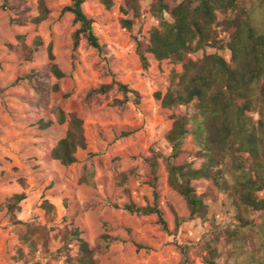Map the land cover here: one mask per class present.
<instances>
[{
  "label": "rangeland",
  "instance_id": "1",
  "mask_svg": "<svg viewBox=\"0 0 264 264\" xmlns=\"http://www.w3.org/2000/svg\"><path fill=\"white\" fill-rule=\"evenodd\" d=\"M4 1L7 5L2 7ZM68 1L45 0L49 8L45 20L16 24L10 19L24 8L27 15H36L37 0H0V264H31L25 257L29 248L21 237L33 230L46 231L45 251L38 243L35 252L38 264H69L64 257L50 254L61 244L55 233L63 226L80 228L97 264H183L182 245L188 248V264H242L248 253L255 257V264H264V247L255 251L251 244L262 241L257 225L242 226L236 217L241 212L252 224H260L264 210H244L237 200L229 163L221 188L206 179L191 181L196 192L204 196V218L189 216L184 199L167 182L162 157L158 158L157 191L169 232L161 229L154 215L137 216L122 210L123 203L152 200L146 183L148 166L138 156L146 157L153 151L166 155L169 151L164 134L172 124L171 110L160 105L154 92H165L171 71L180 72L181 64L146 53L148 67L141 66L136 38L148 42L149 30L157 23L150 0H113L111 7L85 0L83 10L94 20L100 50L84 38L73 48L76 24L72 14L61 12ZM244 5L252 7L258 23L264 21V0H237V6L227 13H239ZM225 15L217 11V20ZM18 34L24 35L28 46L35 36L41 38L30 60L19 58L9 47L18 43ZM48 44L54 62L64 73L61 79L50 71ZM215 50L204 47L190 57L200 58ZM219 52L228 59V50ZM31 72H37L44 83L42 93L25 78ZM111 81L136 90L137 101L131 94L122 105H109L112 98L121 97L115 87L107 94H89ZM55 83L57 90L52 88ZM56 108L66 114L75 112L83 121L86 148H78L76 161L67 166L49 155L67 128L66 122L56 121ZM250 114L257 119L256 112ZM47 121L51 124L46 125ZM190 139L186 138L187 148L191 147ZM20 191L26 198L11 217L5 204ZM256 195L264 198V188ZM44 199L53 205L52 210L41 206ZM103 234L118 239L108 241ZM135 243L145 247L137 250ZM240 244L245 253H241ZM76 247L75 241L69 244L71 256Z\"/></svg>",
  "mask_w": 264,
  "mask_h": 264
},
{
  "label": "trees",
  "instance_id": "2",
  "mask_svg": "<svg viewBox=\"0 0 264 264\" xmlns=\"http://www.w3.org/2000/svg\"><path fill=\"white\" fill-rule=\"evenodd\" d=\"M98 1L105 7L113 4V0ZM84 2L69 0L61 10L62 13L72 14V21L76 24L72 33L73 48H77L79 40L84 38L89 46L100 50L101 43L93 30L94 20L84 12ZM6 3L4 1L2 7ZM150 5L151 14L157 23L149 30L148 42L136 38L135 51L141 66L144 69L148 67L145 54L151 53L158 60L170 59L173 63L181 64L182 70L171 71L169 84L163 94L160 91L154 92V98L160 101V105L171 110L172 124L164 134L168 153L162 155L153 151L149 156H138L148 166L146 183L151 188L152 200L145 204L129 201L121 205L122 210L137 216L154 215L161 229L169 232L159 206V157H162L169 186L184 199L190 217L204 218L207 212L203 194L196 192L191 181L206 179L221 188L225 184L227 163L237 200L244 210H264V198L256 195L257 191L264 188V21L258 23L253 17L252 7L246 5L240 7L239 13L228 14L237 6V0H150ZM26 10H20L10 21L16 24L27 21L40 23L49 14L45 0H37L36 15L29 16ZM217 11L226 14L220 21L217 20ZM220 32L223 36H220ZM16 38L18 43L9 47L24 60H30L42 43L39 36L34 37L31 46L25 43L24 35L18 34ZM204 47L216 50L204 53L200 58L190 57V54ZM221 50H228V59L219 52ZM47 53L50 71L56 79H61L64 73L54 62L51 44L47 46ZM25 78L38 93L44 91V83L37 72H31ZM114 87L121 93V97L112 98L109 105L120 106L129 100L131 94L137 101L138 92L119 81L102 83L90 90L89 94H107ZM52 88L57 90L58 84L55 83ZM251 112L257 113V119H253ZM55 115L59 124L67 123V128L49 155L67 166L76 161L75 152L78 148H86L83 121L75 112L66 114L61 108L55 109ZM45 124L49 125L51 121ZM188 136L191 137L190 148L185 146ZM197 161L199 164L195 165ZM19 181L23 183L22 178ZM80 181H84L83 178ZM25 198L23 191L14 192L8 198L5 205L11 217H14V210ZM41 206L46 211L53 209L47 199L41 202ZM236 217L242 226L250 223L257 225L262 241L251 244L255 251L262 249L264 222L252 224L241 212ZM14 223L22 224L19 220H14ZM33 231L25 233L21 240L29 248L26 260L38 264L34 260L35 252L38 243L45 251L46 231ZM55 234L61 244L51 255L62 256L69 264H97L93 249L81 236L78 226L57 228ZM102 237L108 241L118 239L106 234ZM74 241L76 254L71 256L68 252L69 244ZM242 246L239 245L241 253H245ZM135 247L138 250L145 246L135 243ZM187 249L184 245L180 249L183 264H188ZM241 262L255 264L257 261L253 254L248 253Z\"/></svg>",
  "mask_w": 264,
  "mask_h": 264
}]
</instances>
